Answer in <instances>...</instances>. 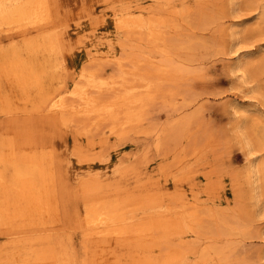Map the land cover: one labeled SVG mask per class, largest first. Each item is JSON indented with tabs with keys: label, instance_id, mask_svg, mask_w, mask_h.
<instances>
[{
	"label": "rangeland",
	"instance_id": "374dc122",
	"mask_svg": "<svg viewBox=\"0 0 264 264\" xmlns=\"http://www.w3.org/2000/svg\"><path fill=\"white\" fill-rule=\"evenodd\" d=\"M263 9L0 0V160L41 168L52 189L50 216L24 220L1 190L0 264H264V177L255 204L250 173L264 162ZM84 92L135 99V114L114 129L75 117ZM88 206L124 231L91 235Z\"/></svg>",
	"mask_w": 264,
	"mask_h": 264
},
{
	"label": "bare ground",
	"instance_id": "6f19581e",
	"mask_svg": "<svg viewBox=\"0 0 264 264\" xmlns=\"http://www.w3.org/2000/svg\"><path fill=\"white\" fill-rule=\"evenodd\" d=\"M262 14L264 17V9H263ZM17 18H19V21ZM13 20L14 21L17 20L15 21L16 23H22V22H27L29 18H27L25 14V16L22 15V16L16 17V19H13ZM152 35L154 34L152 33L151 36ZM155 35L152 37L153 40L158 39V37H156ZM237 43L238 42L236 40L235 44ZM244 68L245 67L238 65L236 68V71H240L242 69L244 70ZM78 100H79V104H78L79 106L75 105V107H72V114L75 115V117H78L80 119L81 118L88 119L89 121L91 119H95L96 121H99L98 123H101V121L103 122L107 121L112 124V127H111L112 129H114L113 126L114 125L116 126V123L118 124V121L122 117L130 121L129 118L133 117L135 114L134 111L132 110L133 108L132 104L136 102L135 99L124 100L121 104L114 103V104H107L105 106L104 105L99 106L93 103L94 101L93 99L90 98V94L87 95L84 92V93L78 94ZM53 105L55 107L63 108V105L60 101L55 102V104ZM64 108H66V106ZM239 130H238V134H239L242 146L248 149V153H251L252 150L250 148L249 141L247 140L246 137L243 136V134ZM31 157L32 156H30V158ZM25 162L24 160H22V158L20 159V157L14 160H7V161L5 159L0 160V193H3L1 190H5L7 191L6 192L7 194L9 193L14 196L15 200H13L11 204L14 209H18L17 214H19V217H22V220H24L23 217L31 218L34 216H38L42 218V217L50 216L52 207L50 203L51 199L49 196L52 193V189H51V185L48 183V178L45 177V174L41 168L37 166L38 167L37 169L35 168L33 169V167L31 166H28L26 164L24 165L23 163ZM32 162L35 163L36 159L33 160ZM36 165H39L38 162ZM260 165L252 166L251 171H250L251 178H252L251 183L253 185L252 198L255 204L258 203L257 195H258L259 187L261 183L260 181H261V178L264 177V162L262 163L261 166ZM7 166H10L12 169L11 174L8 178H6ZM10 205L9 204L2 205L0 203V209H1L0 217L1 218L2 217L4 218L7 215V212H8L7 210H9ZM97 209L98 208L91 207V206H88L87 208L84 209V215H85L83 217L84 227L86 228V230L90 229L93 231L91 235H97V230L102 227H104V229L106 230L105 231L106 234H117L118 235L124 231L123 228L119 229V228L114 227L120 220H113L111 213L101 215L97 211ZM6 218L9 219L8 217ZM4 221H7V220L4 218Z\"/></svg>",
	"mask_w": 264,
	"mask_h": 264
}]
</instances>
